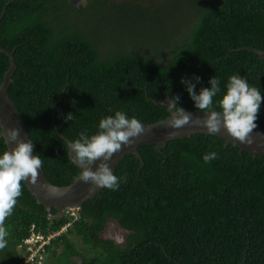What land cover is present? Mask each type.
<instances>
[{
    "label": "trees",
    "instance_id": "obj_1",
    "mask_svg": "<svg viewBox=\"0 0 264 264\" xmlns=\"http://www.w3.org/2000/svg\"><path fill=\"white\" fill-rule=\"evenodd\" d=\"M0 46L15 64L7 93L56 185L80 172L59 133L94 134L116 110L156 122L169 112L155 100L171 95L196 109L182 76L201 77L197 92L217 76L215 101L239 73L264 97V57L253 50L264 51V0H0ZM8 65L0 51V83ZM256 124L264 128V99ZM138 151L141 160L118 163V190L102 188L74 217L47 210L21 181L0 264H21L18 244L31 234L49 241L27 264H264V156L205 133ZM109 219L127 231L124 243L102 236Z\"/></svg>",
    "mask_w": 264,
    "mask_h": 264
},
{
    "label": "clouds",
    "instance_id": "obj_2",
    "mask_svg": "<svg viewBox=\"0 0 264 264\" xmlns=\"http://www.w3.org/2000/svg\"><path fill=\"white\" fill-rule=\"evenodd\" d=\"M200 79V76L194 74L191 78L182 76L180 81L193 101L194 108L206 113L203 118L197 117L192 120V123L197 127L204 126L209 133L219 132L223 128L232 138L243 144L252 145L255 138L250 133L258 127L256 120L264 99L260 88L251 86L245 76L235 73L228 77L222 96L214 101V97L221 93L220 79L215 75L210 77L209 86L201 87L197 92L196 83ZM166 100L167 104L161 103L170 113L169 118L162 121L166 127L176 129L190 121V114L178 104L179 95L168 96ZM64 118L73 120L74 115L69 112ZM143 125L137 117H129L125 112L116 110L114 115H107L99 120L94 134H88L85 129L78 133L77 139L66 140L67 158L80 167L85 166L81 167L82 170L76 179L91 181L94 187L118 190L122 177L115 175L106 162L114 152L121 149L122 144L124 146L133 144L134 140L130 138L143 134L145 132ZM18 133L17 128L6 129L0 126V143L8 146L6 150L0 152V249H4L8 244V232L3 226V221L11 214L17 198L22 195L21 181L34 183L38 169L42 167L39 154H33V141L30 138L19 139ZM10 142L14 145L11 149ZM217 155L213 151L205 153L202 158L208 163L217 158ZM98 158L102 160L93 170L90 165Z\"/></svg>",
    "mask_w": 264,
    "mask_h": 264
},
{
    "label": "water",
    "instance_id": "obj_3",
    "mask_svg": "<svg viewBox=\"0 0 264 264\" xmlns=\"http://www.w3.org/2000/svg\"><path fill=\"white\" fill-rule=\"evenodd\" d=\"M87 0H68V3L72 7H77L79 5L86 4ZM258 54L264 57V51L256 50ZM0 51L4 52L9 60V65L3 74V80L0 83V126L4 128H17L19 130V139L27 140L28 133L26 131L25 125L21 116L7 93L8 85L12 82L11 75L15 68L14 59L12 50H5L0 46ZM167 97L164 99L155 100L157 103L167 104ZM173 114H174V110ZM190 114V121L186 123L184 126H181L176 129H172L171 127H166L165 121L169 118L170 113L168 115L156 122L153 123H143V127L145 128V132L138 137L130 138L134 140V143L129 146H124L122 144L121 149L118 152H114L112 157L106 162L110 169L115 171L118 163L123 158L126 153L134 154L138 159L141 160V155L139 154L138 147L144 144H154L156 149H160L165 145V143L169 140L182 138L186 136H190L195 133H205L219 136L224 139L225 143H231L236 145L239 150H245L253 155H262L264 156V128L257 127L250 133L255 141L252 145H246L235 138H232L223 128L220 129L219 132L209 133L204 126L197 127L192 123L197 117L203 118L206 113L202 110L193 109L187 110ZM56 129V127H55ZM169 133H174L173 135H169ZM59 135L66 141L69 140L63 134ZM70 141V140H69ZM6 145V144H5ZM14 146L11 142L9 144V148ZM6 145V149H7ZM34 154V153H33ZM102 160V158H98L93 162L90 167L95 170L98 163ZM75 164V163H74ZM78 166L77 164H75ZM80 171L81 167H85L83 165L78 166ZM77 176H74L71 183L67 185H56L51 183L46 176L44 175L43 169H38V176L34 183L28 182L27 180L23 183L25 187L30 191V193L34 196L35 200L44 205V207L49 210L52 207L57 209H68V208H78L85 200L92 198L96 193H98L102 188L94 187V185L89 182H84L79 179H76ZM90 188H94V190H90Z\"/></svg>",
    "mask_w": 264,
    "mask_h": 264
},
{
    "label": "rangeland",
    "instance_id": "obj_4",
    "mask_svg": "<svg viewBox=\"0 0 264 264\" xmlns=\"http://www.w3.org/2000/svg\"><path fill=\"white\" fill-rule=\"evenodd\" d=\"M77 208H70L66 211H68V214L72 215L74 217L75 211ZM127 234V231L122 229L117 222L114 219H109L106 223V227L102 233V236L105 238H111L117 243H124L125 236ZM69 238L76 243V245L81 247V243L79 242L78 238L69 236ZM42 264H54L50 261L49 256L43 261Z\"/></svg>",
    "mask_w": 264,
    "mask_h": 264
},
{
    "label": "built area",
    "instance_id": "obj_5",
    "mask_svg": "<svg viewBox=\"0 0 264 264\" xmlns=\"http://www.w3.org/2000/svg\"><path fill=\"white\" fill-rule=\"evenodd\" d=\"M46 242L47 240L43 239L42 236L39 234H31L22 239L18 244V248L22 251L21 255L24 256L22 264H27V262H30L33 259L34 255L37 253V251L41 249V247H43V244ZM25 252H28V254H25ZM26 255H28L29 258L32 259L29 260ZM35 264H40V261H37V263Z\"/></svg>",
    "mask_w": 264,
    "mask_h": 264
},
{
    "label": "bare ground",
    "instance_id": "obj_6",
    "mask_svg": "<svg viewBox=\"0 0 264 264\" xmlns=\"http://www.w3.org/2000/svg\"><path fill=\"white\" fill-rule=\"evenodd\" d=\"M66 225H67V224L63 225L61 228H62V229H65V228H66ZM48 241H49V239L47 240V242H48ZM26 257L29 258L28 255H26ZM31 259H32V258H29V260H31ZM21 264H22V263H21Z\"/></svg>",
    "mask_w": 264,
    "mask_h": 264
}]
</instances>
